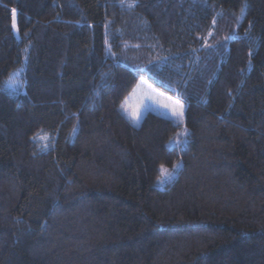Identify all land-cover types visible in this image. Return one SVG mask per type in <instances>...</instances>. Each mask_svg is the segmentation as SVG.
<instances>
[{
	"label": "trees",
	"instance_id": "obj_1",
	"mask_svg": "<svg viewBox=\"0 0 264 264\" xmlns=\"http://www.w3.org/2000/svg\"><path fill=\"white\" fill-rule=\"evenodd\" d=\"M130 3L0 0V264H264V0Z\"/></svg>",
	"mask_w": 264,
	"mask_h": 264
},
{
	"label": "rangeland",
	"instance_id": "obj_2",
	"mask_svg": "<svg viewBox=\"0 0 264 264\" xmlns=\"http://www.w3.org/2000/svg\"><path fill=\"white\" fill-rule=\"evenodd\" d=\"M169 97H171V100H169ZM175 100L178 99L156 89L152 83L141 77L134 91L128 97L126 107L131 113L132 119L136 122V113L139 112V116H141V114L149 108L177 120L171 109L165 107Z\"/></svg>",
	"mask_w": 264,
	"mask_h": 264
},
{
	"label": "snow or ice",
	"instance_id": "obj_3",
	"mask_svg": "<svg viewBox=\"0 0 264 264\" xmlns=\"http://www.w3.org/2000/svg\"><path fill=\"white\" fill-rule=\"evenodd\" d=\"M128 6L129 7H134L135 6V0H132V3H130ZM242 11H243V9H242ZM12 12H13V28L16 29V31H19V28L17 27L16 21H15L16 10L13 9ZM12 83L15 84V83H17V81H12ZM21 83H22V81H21ZM169 100H171V97H169ZM165 107L171 109L173 115L176 117V119L178 121H183L185 105L182 102H180L179 100H175L171 104L166 105ZM139 118H140L139 112H137L136 113L137 121L139 120ZM182 135L185 136V137L189 135V133H188L186 128H185L184 132L182 133ZM34 139H37V137H34ZM39 139H40V141L42 143V146L47 148L48 147V143L46 142V139L44 137H40ZM173 143L181 144V143H184V141L175 140V141H173ZM179 166H180V162H177L176 167L178 168ZM161 171L164 172L166 175L171 176L172 173L175 171V168L172 169L171 171H169L168 169H165L162 166L161 167Z\"/></svg>",
	"mask_w": 264,
	"mask_h": 264
}]
</instances>
